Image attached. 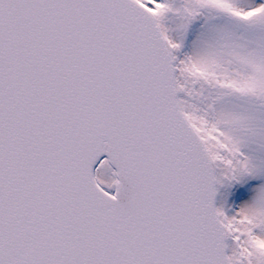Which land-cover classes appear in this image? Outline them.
Segmentation results:
<instances>
[{"label": "snow or ice", "instance_id": "snow-or-ice-1", "mask_svg": "<svg viewBox=\"0 0 264 264\" xmlns=\"http://www.w3.org/2000/svg\"><path fill=\"white\" fill-rule=\"evenodd\" d=\"M0 264H264V0H0Z\"/></svg>", "mask_w": 264, "mask_h": 264}]
</instances>
